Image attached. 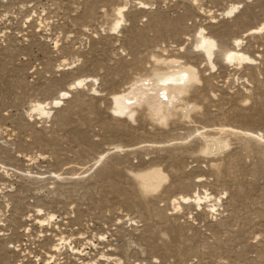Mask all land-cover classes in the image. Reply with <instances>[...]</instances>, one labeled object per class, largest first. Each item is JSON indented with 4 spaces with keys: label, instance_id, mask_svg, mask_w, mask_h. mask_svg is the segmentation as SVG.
Wrapping results in <instances>:
<instances>
[{
    "label": "rangeland",
    "instance_id": "rangeland-1",
    "mask_svg": "<svg viewBox=\"0 0 264 264\" xmlns=\"http://www.w3.org/2000/svg\"><path fill=\"white\" fill-rule=\"evenodd\" d=\"M139 3L0 0V264H264V0ZM236 40L253 63L226 61ZM162 51L196 67L200 108L161 131L116 125L111 92ZM218 132L231 146L217 162L195 154ZM152 162L169 181L144 202L128 169Z\"/></svg>",
    "mask_w": 264,
    "mask_h": 264
},
{
    "label": "bare ground",
    "instance_id": "bare-ground-1",
    "mask_svg": "<svg viewBox=\"0 0 264 264\" xmlns=\"http://www.w3.org/2000/svg\"><path fill=\"white\" fill-rule=\"evenodd\" d=\"M164 52L162 51L160 54L151 52L148 56L151 59L150 68L142 72L133 71L125 83L126 86L111 92L108 109L111 119L116 125L119 126V123L131 125L141 119L147 126L156 131H161L163 128L173 124L171 122L173 118L177 117L178 120H184L189 117L190 113H195L200 108V104L196 100L189 98L190 93L201 83L196 67L189 62H182L183 59L181 57L165 58ZM212 55L213 50L211 49L208 52H203L205 62L211 69L213 68ZM153 56H156L161 63L156 64L152 59ZM236 63L240 64L238 59ZM186 71H191L198 82L188 85L169 84L165 86L158 78L151 79L157 76L178 75ZM145 79H149L150 82L144 83ZM161 90L167 95V101L162 99ZM129 99L133 103H129ZM38 112L43 113L40 107ZM137 116L139 117L137 118ZM163 138H167V136ZM152 143L156 144L155 138H153ZM230 146L229 136L218 132L215 136L203 139L197 146L195 154H198L204 160L211 161V163L217 162L214 158L223 155ZM114 149L122 150L123 146L115 145ZM101 157L95 164L99 162ZM212 167L218 171L217 164ZM172 169L175 172L177 171V167ZM128 174L135 193L144 202L157 195L169 181V174L157 162H152L136 169L129 168ZM195 197L198 199L200 195L195 192ZM202 198L205 197L202 196Z\"/></svg>",
    "mask_w": 264,
    "mask_h": 264
},
{
    "label": "snow or ice",
    "instance_id": "snow-or-ice-1",
    "mask_svg": "<svg viewBox=\"0 0 264 264\" xmlns=\"http://www.w3.org/2000/svg\"><path fill=\"white\" fill-rule=\"evenodd\" d=\"M138 3H139V0H138ZM191 3H192V6L195 9L199 10L201 13L205 12V10L200 5V0H191ZM139 7L140 8H146V7H149V5H146L144 3H139ZM243 7H244L243 3H236L234 6H228L227 10L223 13V15L230 17ZM125 11H126V8H121L115 12L114 23L111 25V31L114 34L119 33V31L121 29V25L124 24V17L122 15V13ZM206 14L211 15L210 12H208ZM213 22H215V21H213ZM257 30L260 33H264V26H260ZM189 40H190V42H192L193 37H189ZM194 43H195V51H199V52H208L210 49L215 50V48H216L215 42L208 39L205 36L204 29H201L199 33L195 34ZM240 43H241L240 40H236L235 41L236 49L228 50L226 52V56H225L226 61L229 64H235L237 59H238L240 63H248V64L253 63L254 62L253 60L249 59L247 56H244L242 53H239L237 51V49H239ZM180 51L183 52L184 48L182 47L180 49ZM165 56H167V52H165ZM152 59L156 64L161 63V61L156 56H153ZM213 71H215V68H213ZM157 78L165 86H167L169 84L188 85V84H191L193 82H198L195 80V76L193 75V73L191 71L181 72L178 75L157 76V77H152L151 79H157ZM149 82H150L149 79L144 80V83H149ZM76 86L83 87V82H78L77 85H74V87H76ZM93 91L95 92V89ZM160 95L164 101L168 100V97L164 93L163 90H161ZM65 96H66V93L61 92V97H65ZM129 103H133V101L131 99H129ZM57 106H59V101H57ZM37 111H39V108L33 107V112H37ZM200 135H201L200 132H196L197 137H199ZM258 139H260L261 142L264 143V137H258ZM185 143H187V141H185ZM101 159H103V157H101ZM146 194H150V193H146ZM205 196L207 197V193H205ZM175 203H176V201H173V204H175ZM196 203H198V204L201 203L199 198L197 199ZM177 211H179L178 208H177ZM211 211L215 212L216 209L213 208V209H211ZM51 219H55V217H52ZM104 239H105L104 236H100V240H104Z\"/></svg>",
    "mask_w": 264,
    "mask_h": 264
}]
</instances>
